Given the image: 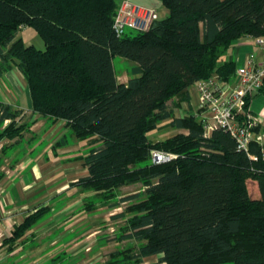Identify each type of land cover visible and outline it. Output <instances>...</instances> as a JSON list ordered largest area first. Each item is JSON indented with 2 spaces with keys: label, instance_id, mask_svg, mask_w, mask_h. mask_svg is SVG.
Wrapping results in <instances>:
<instances>
[{
  "label": "trees",
  "instance_id": "16d2710c",
  "mask_svg": "<svg viewBox=\"0 0 264 264\" xmlns=\"http://www.w3.org/2000/svg\"><path fill=\"white\" fill-rule=\"evenodd\" d=\"M160 1L166 16L145 31L128 28L117 36L115 0H0V76L16 68L31 110L65 122L67 132L51 144L54 155L85 142L64 152L87 170L71 183L89 192L79 210L126 204L111 218L122 219L114 240L127 243L102 264H143L153 256L158 264H264V144L251 141L238 150L228 130L206 132L189 106L197 81L235 77L229 51L236 39L264 37V0ZM23 27L39 35L44 49L24 43ZM114 56L133 62L125 82L117 78ZM249 102L250 94L234 114L247 126ZM24 116L0 101V141H8L0 163L17 143L33 150L46 145ZM156 128L175 132L150 140L147 133ZM151 150L172 157L155 163ZM248 180L256 182L257 197L249 195ZM132 184L141 188L120 195ZM49 211L40 207L14 226L4 239L8 248Z\"/></svg>",
  "mask_w": 264,
  "mask_h": 264
},
{
  "label": "crops",
  "instance_id": "0c3cea01",
  "mask_svg": "<svg viewBox=\"0 0 264 264\" xmlns=\"http://www.w3.org/2000/svg\"><path fill=\"white\" fill-rule=\"evenodd\" d=\"M115 1L119 5L123 0ZM131 1L153 7L158 13V18H162L168 13L160 0ZM24 28L30 27H23L21 30ZM26 36L28 38L30 34L26 33ZM229 54L234 57L236 68L245 65L249 55L252 56L253 63H259L262 59L259 47L249 36L236 39ZM127 79L128 76L125 80L118 78L120 82H125ZM194 90L195 92L193 95L190 94L189 99V106L193 112L198 104L195 87ZM191 99H193L192 103ZM0 101L22 109L24 117L32 122L30 131L41 136L46 143L39 150H33V145L27 144L28 151L27 148H20L25 153L22 157L13 160V150L11 155L5 157L1 162L0 264L29 262V258L34 255L40 244H45L48 239L50 245L53 246V249L46 254L48 261L49 258L53 259L68 248H70L68 257H80L83 250L88 248L85 246L92 242L93 238L91 237L97 232L94 227L98 225H96L97 219L89 214L90 211L79 210L82 198L73 197L77 196L79 191L71 183L85 176L87 170L81 160H71L68 158L71 155H65L64 152L75 149L78 144L84 145L85 142L76 143L74 141V143L58 148L57 155L52 153L51 144L67 132L64 126L65 122L61 119L42 117L31 110L26 81L16 68H12L0 76ZM189 106L184 103L183 108ZM247 118L256 123V132L264 134V89L250 93ZM13 147L9 149H13ZM34 151L36 154L32 155ZM79 169L81 170L79 171ZM54 202L57 203L56 207L52 204ZM44 206L50 207L49 214L37 222L33 226L32 232L26 233L19 244H14L13 249L8 248L11 242L5 243L4 239L11 235L13 227L27 215ZM94 247L93 245L92 249ZM93 261L94 259H90L87 263H94Z\"/></svg>",
  "mask_w": 264,
  "mask_h": 264
},
{
  "label": "built area",
  "instance_id": "2783aa9c",
  "mask_svg": "<svg viewBox=\"0 0 264 264\" xmlns=\"http://www.w3.org/2000/svg\"><path fill=\"white\" fill-rule=\"evenodd\" d=\"M157 19L158 13L153 7L123 0L117 7L112 28L117 36H121L126 27L145 31ZM254 42L262 55L259 63H253L249 55L245 65L236 68L235 77L230 82H222L216 74H212L194 85L198 94L195 112L202 119L206 132L215 126L225 128L234 137L238 150H247L251 141L263 145L264 139L263 133L252 129L256 127L254 121L247 126L234 120L235 112L243 109L246 96L264 88V37L255 38ZM151 156L155 163L172 157L171 154L157 150H151ZM262 156L264 158V146Z\"/></svg>",
  "mask_w": 264,
  "mask_h": 264
},
{
  "label": "rangeland",
  "instance_id": "374dc122",
  "mask_svg": "<svg viewBox=\"0 0 264 264\" xmlns=\"http://www.w3.org/2000/svg\"><path fill=\"white\" fill-rule=\"evenodd\" d=\"M128 30V27L125 28V31ZM26 33H29L30 36L27 38ZM18 35L23 39L25 44H31L35 46L38 49H44V42L43 40L39 37V35L30 28H24V30H20ZM25 35V36H24ZM27 38V39H26ZM133 62L127 59H124L119 56H114L113 57V67L115 72L118 75L119 79L125 80L129 74V67L132 65ZM194 85L189 87L190 94L193 95L194 90ZM193 99H191L192 103ZM176 113H180L177 111ZM7 123V121H4ZM175 132L174 129H153L147 133V137L150 140H160L164 139L167 136L172 135ZM3 144H8V141L6 139H2L0 141V147ZM21 144V146H20ZM17 143L16 145H13V149H10L12 151H8L7 155H11V153L14 150V158H20L22 155L25 153L20 150V148H27V145L21 143ZM50 145V142H49ZM48 147V146H47ZM51 147V146H50ZM19 149V150H18ZM37 149V147H36ZM35 149V150H36ZM18 150V152H17ZM28 151V148L26 149ZM35 151L32 153V155H35ZM9 164V162H7ZM1 165V163H0ZM81 169H79L80 171ZM80 173V172H79ZM80 175V174H79ZM75 187V186H74ZM141 188L140 184H132L128 186L122 187L119 192L120 195H128L130 193H134L138 191ZM247 188L249 195L251 197H257L258 196V188L255 182L252 180H248L247 182ZM87 196H89V192H78L77 196H73L74 198H82L81 200L85 199ZM54 207H56L57 203L54 202L52 203ZM126 204H121L119 207L115 208H108L107 206L94 209L89 212V214L92 217H95L97 219L96 225L97 227H94V230L97 232L92 236L93 238L92 242L88 244L87 250H83L82 255L80 257H68L67 254L70 252V248L65 249L63 252H60L57 254L53 259L49 258V261L46 257V254L50 252L53 249V246L50 245L49 239L45 242V244H40V246L36 249L34 255H32L29 258V262L25 264H102L103 261L106 259L108 253L116 248H118L120 245L124 246L127 242L123 241L121 243H117L114 240V234L116 233V230L118 226L122 223V219H113L111 218L113 214L118 213L123 209V207ZM94 218V219H95ZM82 223V222H81ZM93 229V228H92ZM68 231V230H67ZM92 231V230H91ZM95 239V240H94ZM101 239H104L105 242L101 241ZM93 245L95 246L93 249ZM83 247V248H85ZM159 256H153V257H148L144 259L143 264H158L157 259ZM90 259H94V263H87ZM57 260V261H56ZM12 261V260H11Z\"/></svg>",
  "mask_w": 264,
  "mask_h": 264
}]
</instances>
